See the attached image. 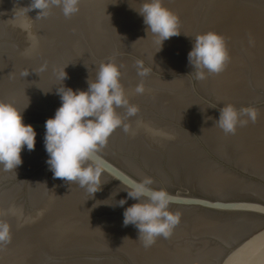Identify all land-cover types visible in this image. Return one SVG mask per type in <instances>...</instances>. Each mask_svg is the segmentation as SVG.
<instances>
[{
	"label": "water",
	"instance_id": "water-1",
	"mask_svg": "<svg viewBox=\"0 0 264 264\" xmlns=\"http://www.w3.org/2000/svg\"><path fill=\"white\" fill-rule=\"evenodd\" d=\"M144 2L81 0L71 18L60 8L40 18L32 0H0V101L24 110L37 133L22 165L0 170V219L12 237L0 264H264V0H162L181 34L158 53L137 12ZM209 31L224 37L230 59L197 80L187 57ZM107 61L123 65L121 84L139 111L117 109L129 131L117 128L98 153L104 173L91 195L53 178L45 121L61 106L58 72L66 67L64 87L86 91ZM137 61L148 76L137 75ZM228 104L255 108L256 121L225 134L215 122ZM145 177L181 213L172 236L149 248L123 225L138 202L127 185Z\"/></svg>",
	"mask_w": 264,
	"mask_h": 264
},
{
	"label": "clouds",
	"instance_id": "clouds-1",
	"mask_svg": "<svg viewBox=\"0 0 264 264\" xmlns=\"http://www.w3.org/2000/svg\"><path fill=\"white\" fill-rule=\"evenodd\" d=\"M81 0H32L30 10H40L37 17L44 18L52 8H60L65 18H71L79 12ZM139 15L157 39L159 50L164 41L181 34L180 20L177 14L163 6L162 0H145ZM188 62L195 70V78L203 80L207 74L221 73L229 62V54L222 35L209 31L197 35L192 49L188 53ZM123 65L113 61L99 65L95 79L88 81L86 91L73 90L63 86L67 78L65 68L57 73L62 87L57 88L61 106L54 117L45 121L44 146L48 155L46 164L54 179H62L77 184L93 195L100 190L104 162L98 155L117 128L125 133L129 125L117 109H124L127 117L135 116L139 108L131 105L121 84ZM137 75L146 77L149 70L143 63H136ZM40 71H44L41 68ZM142 94V84L135 89ZM24 111V110H23ZM23 111L12 103L0 101V170L12 172L22 165L21 152L35 149L37 133L34 127L23 122ZM257 110L252 107L236 109L233 105H223L219 119L215 122L225 134H235L238 127L249 121L255 122ZM154 181L145 177L127 185L128 198L138 201L123 212V225L137 228L139 239L145 248L151 247L157 238L168 239L179 225L181 213L173 212L170 206L176 198L166 189L153 188ZM126 200H120L123 207ZM3 215V213H0ZM10 225L0 219V247L11 242Z\"/></svg>",
	"mask_w": 264,
	"mask_h": 264
}]
</instances>
